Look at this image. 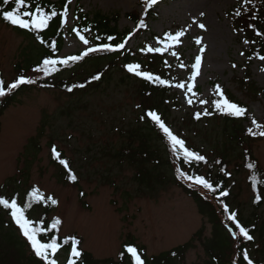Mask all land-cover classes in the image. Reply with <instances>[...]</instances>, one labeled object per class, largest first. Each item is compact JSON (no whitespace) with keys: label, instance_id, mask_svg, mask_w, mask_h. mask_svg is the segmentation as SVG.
<instances>
[{"label":"rangeland","instance_id":"rangeland-1","mask_svg":"<svg viewBox=\"0 0 264 264\" xmlns=\"http://www.w3.org/2000/svg\"><path fill=\"white\" fill-rule=\"evenodd\" d=\"M254 2L157 0L149 8L145 0H131L129 5L117 0H71L60 58L76 56L87 47H94L90 33L79 32L89 41L88 45L79 39L78 31L69 34L76 29L79 13L118 16L119 30L132 33L127 49L135 50L140 56L155 54L147 51L149 47L162 48L161 53L146 63L143 72L151 73L162 64L166 75L177 85H184L174 88L178 104L166 114L167 128L190 146L204 151L209 159L229 157L226 163L231 177L232 206L251 211L257 197H263L259 199L262 206L259 213L264 216V193L258 194L254 188L248 158L234 148L224 152L222 149L226 148L220 144L224 139L221 120L204 114L213 110V101L220 99L217 86L223 97L226 91L230 92L246 109L243 116L233 117L245 132V151L251 153L264 173V136L259 134L264 130V60L259 59L247 41L252 31L257 33L252 30L254 22L258 24L257 16L248 13L255 12ZM147 8L155 13L156 20L144 21L143 26L136 24ZM232 16L245 26L247 33L235 29ZM145 31L157 41L150 42ZM180 31L185 33L180 42L164 49V43H172L164 41L165 35ZM197 39L201 40L199 45ZM30 44L29 39L0 22V80L4 87L14 83L15 66L24 61L22 53H27ZM140 48L144 53H139ZM173 52L177 55H172ZM197 56L201 57V65L192 80L195 71L192 65ZM97 62L100 69L109 68L112 72L110 83L97 92L76 99L55 90H32L0 116V185L7 183L9 190H13L26 182L27 186H35L53 197L57 208L52 217L60 221V235L82 238L83 250L97 260L117 259L129 235L146 248L148 256L182 246L202 229L203 241L209 239L211 225L183 191L171 184L154 191L139 189L134 181L135 169L116 158L129 132L138 127L141 99H146L140 95V78L119 60L109 62L102 58ZM97 68L90 65L76 73L66 72L63 77L84 79ZM40 76L41 72L35 71L28 79L35 81ZM247 77L254 86L240 84ZM31 141L39 147L35 156L28 152ZM51 144L72 161L80 179L79 187L60 180L58 169L50 161ZM79 189L85 193L86 209L81 206ZM200 192L211 198L208 191L200 189ZM193 244L185 264H202L207 259L202 243L196 240ZM66 259L67 256L59 254L56 264H64Z\"/></svg>","mask_w":264,"mask_h":264},{"label":"trees","instance_id":"trees-1","mask_svg":"<svg viewBox=\"0 0 264 264\" xmlns=\"http://www.w3.org/2000/svg\"><path fill=\"white\" fill-rule=\"evenodd\" d=\"M14 7L15 5L11 0L9 4H4L3 0H0V13L11 10ZM36 7H41L45 12L55 10L57 13H60L65 10V7L68 10V0H58L57 2H53L52 0H26V8L22 9V11H34ZM253 8L255 12L253 13L249 10L248 13L249 16L251 14L257 16L258 24L254 22L255 26L252 27V30L260 33V35L252 31L247 41L252 50L256 51L259 55L258 57H260L264 56V20L262 19L264 17V0H255ZM77 16L78 23L75 30L84 34L90 33L94 47L104 44L116 46L126 42L125 47L118 52L99 51L90 53L87 57L77 62H69L67 65H55L48 74L41 71L40 78H37L34 83L22 85L10 92L8 91L7 95L0 97V116L13 106L21 96L32 90H55L67 95L69 98L76 99H82L87 95L97 92L103 85L110 83V75L112 74L109 68L105 70L99 68L100 63L97 62L99 59L105 58L109 62L119 60L123 67L138 64L140 65L139 71L143 72L146 63L148 64L156 57L157 54H151L145 58L140 56L135 50L126 49L132 33L129 30H119L118 16H106L101 13L86 15L79 13ZM260 17L261 21H259ZM234 19L235 17L232 16L231 21L235 29L246 32L245 26L243 27L240 22ZM61 20L62 18L57 15L42 32H32L12 26L0 17L1 23L31 42L27 53H22L24 61L15 66L17 74L15 81L20 77L28 79V76L35 72V69L43 67L45 59H61L60 55L66 34V28L64 23H61ZM155 20V13L147 8L142 19L137 21L136 24L142 25L144 21L150 22ZM73 32L74 30H71L69 34ZM148 33V31L144 32V34ZM148 35L150 42L156 41L154 36ZM109 37L113 39L109 40ZM53 45H55V49H53ZM140 53H143L142 49H140ZM79 55H82V53ZM248 58L252 60V58ZM90 65L98 67L97 71L86 76L84 79L72 80L71 78L63 77V74L66 72L76 73ZM163 70V65L160 64L159 68L151 71L150 74L159 76L162 80L167 81L165 85L149 82L143 79V77L138 76L140 78L141 98L146 99H141L143 102L141 103V121H139L138 127L129 132L126 144L117 151L115 156L120 163H126L135 169L134 181L139 189L154 191L159 189V187L163 188L171 184L183 191L195 203L199 214L206 218L211 225L212 232L210 238L203 241L202 229L188 243L157 256H148L146 248L137 244L136 240L129 235L121 245L117 259L97 260L90 253L83 250L82 238L76 235L61 236L60 224L55 228L52 227L56 222V219L52 217V213L57 208V203L52 204L51 199H49H54L53 197L45 195L35 186H27L26 182L20 183L19 187H15L13 190H9L10 188L7 183L0 185V197L9 200L16 199L17 203L24 209L25 216L33 222V226L43 229L37 238L41 239L42 243H50L55 239L57 244L60 245L58 251L54 255L49 256L50 259L56 261V257L59 254H64L67 256L64 264H70L71 261H75V264H134L131 254L127 253L126 249L127 247H135L143 264H185L187 253L194 247L193 243L198 240L202 243V248L207 257L206 261L202 264H248V261L243 258L245 252L253 264H264V216L259 213L262 207L260 200L263 197L260 200L256 199L257 203L251 211L233 207L232 202L234 201H232L230 191L231 177L228 163H226L229 157L221 156L209 159L204 151L198 150L197 147L190 146L184 141L185 147L189 151L205 158L204 161L186 163L182 154L177 156L173 152L163 131L151 117L147 116L148 112L155 113L167 127L166 114L170 108L178 104L177 95L174 90L178 83L170 75H166ZM96 76L100 78L94 79ZM240 84L243 86L248 84L254 86L250 82V77L240 81ZM5 90L8 89L5 87ZM225 98L229 102L241 107L230 92L226 91ZM208 113L209 116L221 120L223 124L221 134L224 135V139L220 144L221 147H225L226 149L222 150L225 152L230 148H234L240 151L246 159L248 158V166L252 165L249 175L254 188L258 194L263 195L264 173L251 153L245 151L246 141L245 135H243L245 132L237 123V119L215 110ZM53 148L60 153V159L68 162L69 168H65L60 164L59 159L53 157ZM38 150V144L31 141V148H29L28 152L32 151V156H35ZM50 161L58 169V176L64 184L79 187L80 179L76 170H74L72 161L54 144L50 146ZM69 169L76 176L75 181L69 178ZM181 173H184V175H181ZM186 177H191L192 179H187ZM196 177L207 180L212 185V190L196 184L194 182ZM198 188L208 191L211 194V198H205ZM225 192L227 193L226 196L223 194ZM79 193L81 206L85 209L88 208L84 201L85 193L80 189ZM225 206L229 209L227 213L224 212ZM232 213L236 214L237 221L253 237L251 241L240 236L235 224L228 219V216ZM73 238L79 241L77 250L81 253L80 257H73L71 254ZM0 264H45L40 257L35 255L30 243L12 220L10 210H5L2 206H0Z\"/></svg>","mask_w":264,"mask_h":264},{"label":"snow or ice","instance_id":"snow-or-ice-1","mask_svg":"<svg viewBox=\"0 0 264 264\" xmlns=\"http://www.w3.org/2000/svg\"><path fill=\"white\" fill-rule=\"evenodd\" d=\"M11 2L14 3L15 7L11 10L3 11L0 13V17H2L3 21L9 23L12 26L18 27L20 29L32 31V32H42L44 29H46L49 26V22L53 20V18L57 17L59 15L62 20L61 23L66 22V18L68 16L67 7H65V10L63 12L57 13V11L52 10L51 12H45L41 7H36L34 11L32 10H23L26 8V0H11ZM69 3H71V0H68ZM249 2V0H245V3ZM4 4H9L10 0H3ZM146 5L151 8L153 5L157 3V0H145ZM30 7V6H27ZM239 15V13H237ZM143 26V25H141ZM199 27L204 28L203 24H200ZM74 31H76L74 29ZM184 32L180 31L175 33V35L172 34H166L164 37V41H171L172 43H164V49L173 47L174 45L178 44L180 42L181 37L184 36ZM260 35V33H257ZM77 35H79V39L83 42L84 45H88L89 41L85 38V36L80 35L79 32H77ZM97 39H99L97 37ZM109 40H112V37L108 38ZM43 43V41H41ZM126 43V42H125ZM125 43H120L116 46H113L111 44H104L99 47H87L85 51H83L82 55H76V56H68L66 59H45L43 61V67L37 68L35 71L41 72L43 71L45 74H48L53 66L64 64L67 65L69 62H77L82 60L84 57H87L90 53H96L99 51H107V52H118L119 50L123 49L125 47ZM158 43H163V41H158ZM201 43L200 39L196 40V44L199 45ZM247 43V41H245ZM53 49H55V45H53ZM148 52H155V53H161L163 50L160 47L152 48L149 47L147 49ZM201 53H203L204 49H200ZM172 55H177V53L173 52ZM259 59L264 60V56H260ZM201 65V57L197 56L195 59V63L192 65V68L195 70L193 72V75L191 77L192 80H195L196 76L199 73V68ZM140 65L133 64L128 65V71L131 73H134L136 76H141L143 79L149 82L158 83L160 85L167 84V81L162 80L159 76H153L150 73L147 72H141L139 71ZM99 76L94 77V79H99ZM34 83L31 79H26L24 77H20L17 79L14 83H11L7 86L8 91H12L22 85L25 84H32ZM177 87L184 88L183 84L176 85ZM192 86H188V91H191ZM71 91V89H69ZM216 91L220 93V99H217L212 102L215 111L232 116V117H241L245 114L246 109L243 107L238 106L235 103L229 102V100L225 97H223V93L221 92L219 86H217ZM7 93L5 91L4 82L0 80V97L5 96ZM191 103V100L189 101ZM202 103H208V101H202ZM205 115H208L209 113L207 111L204 112ZM147 116L151 117V119L158 125V127L163 131L164 135L167 137L172 150L174 153L179 156L180 154L183 155L184 162L191 163L193 161L199 162L204 161L205 158L201 155H198L192 151H189L185 147V142L182 139H179L176 135H174L169 128L165 126L164 123L161 122L159 116H157L153 112H148ZM196 118H200V113L196 114ZM253 123H256L253 121ZM259 128L260 126L257 125ZM249 132L251 133V129H249ZM261 136H264V130L260 131L259 133ZM53 157L56 159H59L60 164H62L65 168H69L68 162L66 160L60 159V153L56 151L55 148L52 149ZM251 168L252 165H249ZM69 178L72 181L76 180V176L71 173V170L69 169ZM181 175H184V173H181ZM187 179H192L191 177H186ZM196 184L201 185L203 188L212 190V185L205 179L201 177H196L195 181ZM225 196L227 193H223ZM51 199L52 204H56L57 201L55 199ZM260 197H257V200H259ZM0 206H2L5 210H10V215L12 220L15 222V224L18 226V228L21 230L23 236L27 239V241L30 243L31 248L33 249L35 255L37 257H40L41 260L45 262V264H56V261L54 259H50V255H54L60 245L57 244L56 240L53 239L50 243H42L41 239H38V234H40L43 229L37 228L33 226V222L28 219L25 216L24 209L17 203L16 199H5L0 197ZM229 209L225 206L224 212L227 213ZM228 219L232 221L235 224L236 229L239 230L240 236H242L244 239L251 241L253 237L248 233L245 227H242L241 224L237 221L236 214L232 213L228 216ZM60 224L59 220H56V222L52 225L53 228H55L57 225ZM79 244V241L75 238L72 239L71 244V254L73 257H80L81 253L77 250V245ZM127 253L131 254L132 259L134 260V264H143L142 259L137 253V249L135 247H127L126 249ZM245 260L248 261V264H253V262L248 259V255L245 252L244 257ZM70 264H75V261H71Z\"/></svg>","mask_w":264,"mask_h":264},{"label":"bare ground","instance_id":"bare-ground-1","mask_svg":"<svg viewBox=\"0 0 264 264\" xmlns=\"http://www.w3.org/2000/svg\"><path fill=\"white\" fill-rule=\"evenodd\" d=\"M116 1V0H115ZM118 2H121L123 4L129 5L131 0H117Z\"/></svg>","mask_w":264,"mask_h":264}]
</instances>
